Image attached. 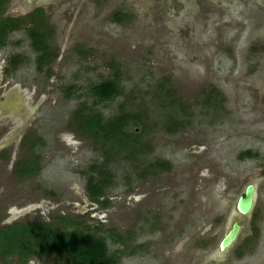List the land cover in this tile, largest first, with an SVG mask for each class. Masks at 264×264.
Instances as JSON below:
<instances>
[{"label": "rangeland", "instance_id": "obj_1", "mask_svg": "<svg viewBox=\"0 0 264 264\" xmlns=\"http://www.w3.org/2000/svg\"><path fill=\"white\" fill-rule=\"evenodd\" d=\"M36 8L55 53L41 73L27 38ZM11 17L23 23L0 48V229L91 233L118 264H262L264 0H8L0 19ZM113 72L120 96L96 101ZM80 107L136 117L117 137L125 147L75 131ZM20 163L34 174L16 175ZM89 177L110 182L95 202ZM0 264L66 263L44 252Z\"/></svg>", "mask_w": 264, "mask_h": 264}, {"label": "trees", "instance_id": "obj_2", "mask_svg": "<svg viewBox=\"0 0 264 264\" xmlns=\"http://www.w3.org/2000/svg\"><path fill=\"white\" fill-rule=\"evenodd\" d=\"M7 3L8 0H0V18ZM27 19H30L27 38L31 50L35 54V69L37 73H41L55 56L48 45V40L53 38V33L45 28L46 22L42 10L34 11ZM118 19L119 15L116 16V20ZM22 23L23 21L20 18L0 19V48L5 46L7 36L11 32L20 30ZM20 62L22 61L19 57H13L10 65L15 69ZM7 72L5 70V73ZM112 75L113 79L100 82L92 88L91 93L96 101H110L120 96L121 92L116 84L117 74L113 72ZM84 112L85 109L82 107L76 112L80 127L75 131L86 135L88 138H93L97 141L96 144H101L102 148L108 147L107 143L110 142L112 145L121 147L117 137L122 136L129 140L130 137L125 133V129L130 120H136L133 115L119 113L113 120L103 122L99 115ZM123 147L125 146L121 148ZM107 163L108 160L106 159L102 166L105 167ZM14 173L26 178L32 176L34 171L31 167L20 163L16 164ZM100 176H103V174ZM109 183V180L100 177L94 183V179L89 177L86 188L91 200L95 202L97 198H100ZM44 252L60 255L66 264H118L119 260V256L115 257L114 254L110 255L108 253L103 239L95 237L91 233L55 231L42 223L13 224L0 229L1 258L18 255L21 261H24V259Z\"/></svg>", "mask_w": 264, "mask_h": 264}, {"label": "water", "instance_id": "obj_3", "mask_svg": "<svg viewBox=\"0 0 264 264\" xmlns=\"http://www.w3.org/2000/svg\"><path fill=\"white\" fill-rule=\"evenodd\" d=\"M254 199V188L249 185L245 189L244 195L240 197L236 204L237 212L240 216H246L250 212ZM239 232V226L236 223L232 224V227L228 230L225 236L219 243L220 250H225L235 241Z\"/></svg>", "mask_w": 264, "mask_h": 264}, {"label": "flooded vegetation", "instance_id": "obj_4", "mask_svg": "<svg viewBox=\"0 0 264 264\" xmlns=\"http://www.w3.org/2000/svg\"><path fill=\"white\" fill-rule=\"evenodd\" d=\"M34 1H40V0H34ZM218 8H220V7H218ZM36 10H41V9L36 8V9H34L32 12H30V14H33L34 11H36ZM43 16H44V15H43ZM11 18H12V19H17V18H13V17H11ZM28 41H29V39H28ZM33 53H34V52H33ZM10 61H11V60H9L8 62L5 63V68H12V69H13V67L10 65ZM35 70H36V69H35ZM3 71H4V73H5V70H3ZM6 74H7V73H6ZM263 99H264V98H263ZM250 153H251L250 151L245 152L246 155H244V153H241V154H240V157L245 156V158L247 157V158H249V159H250L251 157H254V158L256 157V153H254L253 156H251ZM242 158H244V157H242ZM256 158H257V157H256ZM256 158H255V159H256ZM263 176H264V175H263ZM249 185L253 186V188H254V185H253V184H248L247 186H249ZM247 186L245 187V189L247 188ZM245 189H244V192H245ZM244 192L240 195V197H242V196L244 195ZM240 197H239V198H240ZM239 198H238V199H239ZM238 199H237V201H238ZM236 204H237V202H236ZM251 210H252V209H251ZM251 210H250V212H251ZM236 211H237V209H236ZM250 212H249V213H250ZM237 213H238V212H237ZM236 224H237V223H236ZM231 227H232V226H231ZM227 232H228V231H227ZM251 233H252V235H253V234L255 235V234H257V231H256L254 228H252ZM224 236H225V235H224ZM255 246H256V244H255ZM263 261H264V260L262 259V264H263Z\"/></svg>", "mask_w": 264, "mask_h": 264}]
</instances>
